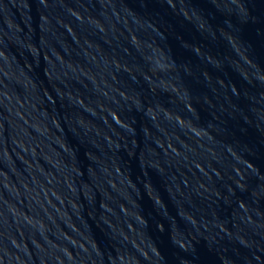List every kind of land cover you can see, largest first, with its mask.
<instances>
[{
	"label": "water",
	"instance_id": "water-1",
	"mask_svg": "<svg viewBox=\"0 0 264 264\" xmlns=\"http://www.w3.org/2000/svg\"><path fill=\"white\" fill-rule=\"evenodd\" d=\"M0 264H264V0H0Z\"/></svg>",
	"mask_w": 264,
	"mask_h": 264
}]
</instances>
